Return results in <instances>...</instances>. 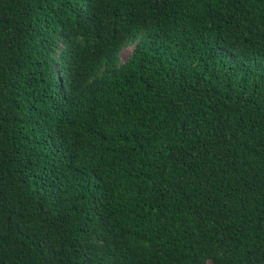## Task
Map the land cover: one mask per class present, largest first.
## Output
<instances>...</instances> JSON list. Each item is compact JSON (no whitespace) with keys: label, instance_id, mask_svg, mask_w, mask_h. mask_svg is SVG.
Here are the masks:
<instances>
[{"label":"trees","instance_id":"trees-1","mask_svg":"<svg viewBox=\"0 0 264 264\" xmlns=\"http://www.w3.org/2000/svg\"><path fill=\"white\" fill-rule=\"evenodd\" d=\"M0 264H264V0H0Z\"/></svg>","mask_w":264,"mask_h":264},{"label":"rangeland","instance_id":"rangeland-1","mask_svg":"<svg viewBox=\"0 0 264 264\" xmlns=\"http://www.w3.org/2000/svg\"><path fill=\"white\" fill-rule=\"evenodd\" d=\"M131 49H132V45L124 46L120 51L121 58L125 59L128 56V54L131 52Z\"/></svg>","mask_w":264,"mask_h":264}]
</instances>
